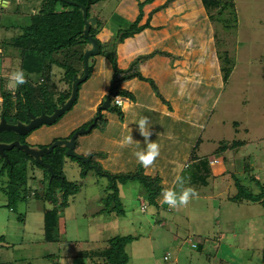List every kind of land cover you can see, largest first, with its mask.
I'll return each instance as SVG.
<instances>
[{"label": "rangeland", "instance_id": "rangeland-1", "mask_svg": "<svg viewBox=\"0 0 264 264\" xmlns=\"http://www.w3.org/2000/svg\"><path fill=\"white\" fill-rule=\"evenodd\" d=\"M44 1L9 0L0 5V51L4 49L0 55V88L6 91H10V73L20 69L18 50L9 46L20 31L3 26L28 21V15L42 7ZM139 1L143 0H102L91 7L90 16L99 18L102 24L107 21V31L103 33L104 25H100L98 33L100 38L104 35L107 52L94 56L92 70L79 84L71 108L55 122L22 135L23 143L48 146L93 121L116 78V69L122 70L126 62L116 61V30L133 20ZM54 8L65 7L57 1ZM142 11L145 26L152 22L155 29L166 30L157 35L147 32L146 38L138 33L124 39L127 51L135 53L127 68L139 55L156 47L161 53L152 58L160 54L167 57L168 67L184 62L191 81L171 87L167 68L157 69V79L148 74L146 79L136 78L129 83L137 89L136 97L131 94L130 98L139 103L132 122L125 119L121 126L117 117L122 121V111L127 112L128 108L112 104L102 111L89 132L77 136L73 149L76 157L65 155L63 171L69 183L81 185L59 213L58 238L53 241L44 239L43 212L53 204L41 197L45 190L44 171L37 166L29 169L34 179L29 180L23 193L25 199L18 202L16 211L5 206L7 197L1 187L7 176L0 175V234L6 239L0 246V261L92 264L79 253L106 246L113 235H132L134 240L125 247L128 264H264V207L258 202L230 199L237 192V181L254 194L264 190V0H234L235 17L223 15L217 20L209 18L201 0H153ZM215 12L216 8L211 9V13ZM163 36L166 37L156 42ZM144 59L146 65L150 56L140 62ZM224 65L231 67L227 80L223 78ZM54 72L60 70L56 68ZM31 77L34 80L35 75ZM163 100H168L171 107L174 103L183 118L174 122L162 120L158 107ZM144 116L150 120V140L160 146V156L149 169L136 161L134 153L145 148L144 138L130 127V122ZM189 119L193 126L187 123ZM130 134L133 143L122 146L124 137ZM199 138L203 144L197 150ZM234 140L242 144L224 148L222 141L230 145ZM188 151L213 160L209 162L211 175L206 184L189 180L191 166L184 167L191 160ZM79 157L91 159L84 178L83 163H88ZM93 165L109 174L142 171L151 177L160 176L163 190L174 188L179 192L175 183L179 177L185 188L196 190L198 197L186 207L167 211L168 205H161L160 198L159 206L146 201V188L140 181L129 180L118 184L120 203L116 204L106 200L110 179L96 173ZM35 191L37 195L32 194Z\"/></svg>", "mask_w": 264, "mask_h": 264}, {"label": "trees", "instance_id": "trees-1", "mask_svg": "<svg viewBox=\"0 0 264 264\" xmlns=\"http://www.w3.org/2000/svg\"><path fill=\"white\" fill-rule=\"evenodd\" d=\"M57 1H61L65 8L55 10L54 5ZM72 1L83 5L87 10V16H90L89 10L91 7L102 0ZM152 1L143 0L138 2L136 16L129 24L124 27L121 26L116 30L114 41L117 38L120 39L123 36L132 35L143 28L144 25L139 26L143 15L142 8L145 4ZM201 2L207 10L210 19L217 20L218 17L223 18V15H232L235 17L234 0H201ZM214 8L217 9L215 15L211 13V9ZM27 19L28 21L24 23L3 26L7 30L13 29L20 31L15 41H12L9 46L18 50L17 55L20 61V69L24 71L27 79L26 84L18 86L12 92L0 88V117H4L10 123H15L18 120L27 121V111L34 115H39L41 112L50 114L55 107H58L61 102L69 97L72 78L82 74L83 50L88 44V40L83 34L84 20L82 9L76 4H69L62 0H45L42 7L28 15ZM96 19L97 25L95 28L90 29V35L96 37L99 42V54L101 52H107V50H105L106 41L98 37L99 27L100 25L102 26L103 21L99 18ZM3 52L4 49L2 48L0 55ZM154 53L150 52L145 55H139L132 61L128 68L122 70L116 69L115 76L118 78L116 81V94L121 95L123 98L130 97L131 93L121 88L120 83L123 80L134 77L146 79L136 66L142 58H147ZM9 55L11 57L15 56L13 53H9ZM224 60L227 64L230 63L227 57ZM225 66L222 67L224 72L223 78L227 80L231 67L230 65L228 67ZM56 68L60 70L59 73L54 72ZM89 70L91 72V65L89 66ZM31 75H35L34 80H32ZM61 82L66 87L61 86L59 84ZM113 95H111V102ZM13 140H19L22 143L25 142L22 135L8 131L0 132L1 142H11ZM222 143L226 149L228 147L236 148L242 144V141L234 140L230 145L228 141H222ZM5 153L7 154V158L0 156V175L6 173L7 176L5 186L1 187L7 197L5 206L10 210L16 211L18 202L25 199L23 193L29 186V180L34 179L33 176L29 175V169L33 170L35 166L41 168L44 171L42 183L45 189L41 196L42 200L52 201L53 203L50 208L45 209L43 212L44 239L47 241L57 239L59 213L68 206L69 197L75 195L81 185V183L79 185L69 183L65 177L63 166L66 148L64 146H57L51 152L42 155V161L51 166L53 175H51V171L45 166L35 162L34 159L17 148L7 150ZM89 164H91V159L88 164L83 163L84 168L81 171L82 178L88 174ZM190 166L189 180L206 184L207 179L211 175L209 159L207 157L198 158L193 153L192 163L188 167ZM96 173L107 176L110 179L107 190L108 194L106 196L107 201H113L119 204L118 184L125 183L129 180H138L146 188V201L151 205L159 206L157 201H159V198L162 199L161 193L163 191L159 186V176L151 177L150 175L143 174L142 171L128 174H109L103 172L100 167L97 168ZM236 186L237 192L230 197L232 201L239 202L244 199L251 202H258L264 207L263 189L254 194L243 185H240L238 181L236 182ZM32 194L37 195L36 191ZM54 196H56L55 200L53 198ZM119 208L121 209V207ZM134 238L132 235H113L109 237L106 246L81 251L79 255L91 260L92 264H128L129 255L125 247ZM5 240V236L0 234V246H2ZM262 262H264V256L262 257ZM0 264L14 263L0 261ZM24 264L32 263L28 261Z\"/></svg>", "mask_w": 264, "mask_h": 264}, {"label": "water", "instance_id": "water-1", "mask_svg": "<svg viewBox=\"0 0 264 264\" xmlns=\"http://www.w3.org/2000/svg\"><path fill=\"white\" fill-rule=\"evenodd\" d=\"M69 4H76L82 9V16L84 20V29L83 34L84 37L88 40V44L85 46L83 50V68L82 74L79 76H74L71 81V89L69 97L61 102L58 107H55L52 113L47 114L45 112H41L39 115H34L31 112H28L29 121H16L15 123L8 122L4 117H0V132H14L18 135H26L31 130L41 126L42 124H51L57 120L62 114H64L73 103L76 101L78 86L81 82L86 80V78L90 74L89 66L94 62V56L99 52V42L96 37L90 35V29L95 28L97 25V19L94 16H87V10L83 5L74 2L72 0H62ZM0 4L5 5V0H0ZM118 78L116 77L113 81L111 90L104 96V100L98 106L97 116L93 119L92 123L87 127H82L74 131L68 138L65 139H56L48 146L44 147H33L27 143H22L19 140H13L11 142H1L0 141V156L7 158V154L5 151L11 150L12 148H17L23 151L26 155L30 156L34 159L35 162L45 166L49 171H51V175H53L51 166L42 161V155L51 152L57 146H64L66 148V154L68 156L76 157L73 149L75 147L76 138L79 134L89 132L92 127L95 125L97 119L101 117V112L104 109H108L111 107V98L110 95L117 93V85L116 81ZM85 163H89V157H79ZM95 169H97L96 165H93Z\"/></svg>", "mask_w": 264, "mask_h": 264}, {"label": "crops", "instance_id": "crops-1", "mask_svg": "<svg viewBox=\"0 0 264 264\" xmlns=\"http://www.w3.org/2000/svg\"><path fill=\"white\" fill-rule=\"evenodd\" d=\"M6 2H8L9 3V0H5V3ZM137 13V12H136ZM107 22V21H106ZM106 22H104V24H102V25H104V26H102V30H103V33H105V31H107L106 30V27H107V24H106ZM145 22H146V20L145 21H140L139 22V26H143L144 24H145ZM155 26L152 24V22L151 23H149V25L148 26H143V28L142 29H140L139 31H137V32H135L134 34H132V35H126V36H123L122 38H120L118 41H119V46H117L116 45V53L118 52V56H117V59H116V61L119 63V62H122V61H126L125 62V65L123 66V68L122 69H125V68H127V65H128V63L131 61V60H133V58H132V56H134V50L133 51H127V49H126V46H127V44L125 43V40L127 39V38H129V37H131V36H133V35H135V34H141V37L142 38H146L145 37V34L147 33V32H150L149 33V35H151V34H153V35H157V33L158 32H160V31H162V30H166L165 28H162L161 30L160 29H155L154 28ZM154 30H153V29ZM103 36L104 35H102V37L100 38V36H98L101 40H103V41H106L104 38H103ZM166 36H167V33H166ZM166 36H163V37H161L160 39H157V41L156 42H158V40H162V39H164ZM125 39V40H124ZM122 42V43H121ZM121 43V44H120ZM154 48H156V47H154ZM154 48H152V50L151 51H149V52H152V53H154V54H152L151 56H150V59H149V61H148V63H146V65H143V62L146 60V59H144L142 62H140V66H139V71H140V73L144 76V77H146V75L148 74V75H150V76H152L154 79H157L159 76H157L156 75V72H157V69H159V68H161L162 70L164 69V68H167L166 69V72L168 73V75H169V81H170V84H171V87H173V85L175 84V87H177V83H182V82H190L191 81V78H189L188 76H187V68H189V67H187V65H185L184 64V62L183 63H173V64H171L169 67H168V65H169V63L167 64V61H166V59H167V57H165V56H162L161 54H160V56L159 57H154V58H152L154 55H156L157 53H159L160 52V50H159V48H157V49H154ZM153 59V60H152ZM178 61V60H177ZM172 71H174L175 73H174V75H172ZM181 72L183 73V74H181ZM165 76H167V75H165ZM172 77V78H171ZM136 79V77H134V78H131V79H126V80H123L121 83H120V87L121 88H123V89H125V90H127V91H129L132 95H136L137 94V89H135L134 88V86H131V85H129V83L132 81V80H135ZM137 79H139V78H137ZM173 79V80H172ZM140 80H143V79H140ZM135 93V94H134ZM136 97V96H135ZM132 98H130V97H126V98H123V104L122 105H125V106H127V108H128V110H127V112L126 111H122V121H118V117H117V122H119L120 124H121V126H123V122H126V121H124L125 119H128V118H130V120H131V122H132V120L135 118L134 116H135V114H134V111H135V107L137 106V105H139V103L138 102H136V101H134V100H131ZM121 105V106H122ZM172 105V107L168 104V100H163V101H160V105H159V110H160V112H159V115H160V118H162V120H165L166 118H167V120L169 121V122H174V121H179V120H181L182 118H183V116H180L178 113H177V111L175 110V109H177L176 108V105L173 103V104H171ZM117 107H120V106H117ZM126 108V107H125ZM124 108V109H125ZM123 109V110H124ZM133 109V112H131V110ZM188 119V118H187ZM110 120V119H109ZM108 120V121H109ZM184 120V119H183ZM112 121V120H111ZM130 122V127H132V128H135L136 130L138 129V126L135 124V123H131ZM187 123H189V125H191V126H193V124H194V122H193V120L192 119H189V122H187ZM168 126V125H167ZM170 127L171 126H169V127H167L168 129H170ZM138 131V130H137ZM136 131V132H137ZM138 133V132H137ZM136 133V134H137ZM161 133V132H160ZM161 135H163V134H161ZM203 144V140L201 139V138H199L198 139V142L196 143V146H195V149H197V150H199L200 149V145H202ZM176 151V150H175ZM188 153H189V151H188ZM192 157H193V153L192 154H190L189 153V159H191L189 162H188V160L186 161L187 163L186 164H184V167H186L187 166V164H188V166L192 163ZM196 157H198V158H202V157H205L204 155L203 156H200V155H196ZM173 159H174V157H171V159L169 160V162H171L170 163V165H172L173 164ZM213 160H211V159H209V162H212ZM188 168V167H187ZM176 169V168H175ZM175 176H177V172L175 171ZM160 177V176H159ZM160 182H162V179H161V181Z\"/></svg>", "mask_w": 264, "mask_h": 264}, {"label": "clouds", "instance_id": "clouds-1", "mask_svg": "<svg viewBox=\"0 0 264 264\" xmlns=\"http://www.w3.org/2000/svg\"><path fill=\"white\" fill-rule=\"evenodd\" d=\"M0 5L2 6V4ZM9 81L10 91H14L18 86L27 83L25 73L22 69H17L11 72L9 75ZM135 124L138 125L137 130L139 134L144 138L145 148L143 150L136 151L134 156L138 164L145 169H149L154 165L156 159L160 156V146L158 143L150 140L152 132L150 130V120L147 116L141 117L137 122H135ZM133 141V137L130 134L124 137L122 146L131 145ZM136 142L139 143V141ZM175 183L180 188V191L178 192L174 188L164 189L161 193V205L167 204L170 208L179 209L180 207H186L192 198L198 197V193L195 189L192 187L185 188L183 186L184 181L182 178L177 177Z\"/></svg>", "mask_w": 264, "mask_h": 264}, {"label": "built area", "instance_id": "built-area-1", "mask_svg": "<svg viewBox=\"0 0 264 264\" xmlns=\"http://www.w3.org/2000/svg\"><path fill=\"white\" fill-rule=\"evenodd\" d=\"M0 101H1V99H0ZM123 98H122V96L121 95H118V94H114L113 95V100H112V102H113V104L115 105V106H121L122 104H123ZM167 210H172V208H170L169 206L167 207ZM192 246H194V243H192ZM166 258V257H165Z\"/></svg>", "mask_w": 264, "mask_h": 264}, {"label": "flooded vegetation", "instance_id": "flooded-vegetation-1", "mask_svg": "<svg viewBox=\"0 0 264 264\" xmlns=\"http://www.w3.org/2000/svg\"><path fill=\"white\" fill-rule=\"evenodd\" d=\"M110 90H111V88H110ZM110 98H111V95H110ZM104 100V97L102 98V100H101V102H100V104L102 103V101ZM111 105H112V102H111ZM102 113V112H101ZM37 116V115H36ZM29 121V117H28V120L27 121H23V122H28ZM92 122V121H91ZM91 122L88 124V125H90L91 124ZM87 125V126H88ZM27 135V134H26Z\"/></svg>", "mask_w": 264, "mask_h": 264}]
</instances>
